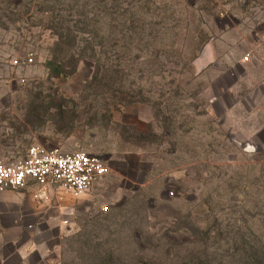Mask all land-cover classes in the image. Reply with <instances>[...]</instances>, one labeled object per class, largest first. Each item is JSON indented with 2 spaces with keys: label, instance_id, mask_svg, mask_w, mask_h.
Returning <instances> with one entry per match:
<instances>
[{
  "label": "rangeland",
  "instance_id": "obj_1",
  "mask_svg": "<svg viewBox=\"0 0 264 264\" xmlns=\"http://www.w3.org/2000/svg\"><path fill=\"white\" fill-rule=\"evenodd\" d=\"M34 146L109 173L0 197L6 264H264V0H0V161Z\"/></svg>",
  "mask_w": 264,
  "mask_h": 264
},
{
  "label": "built area",
  "instance_id": "obj_2",
  "mask_svg": "<svg viewBox=\"0 0 264 264\" xmlns=\"http://www.w3.org/2000/svg\"><path fill=\"white\" fill-rule=\"evenodd\" d=\"M249 56L244 61H249ZM32 55L26 64H32ZM19 65L18 61L14 62ZM109 173L106 162L83 152L63 153L59 149L47 150L40 146L28 149L15 163L0 161V195L23 192L33 186L46 190L59 186L73 198L79 199L99 184Z\"/></svg>",
  "mask_w": 264,
  "mask_h": 264
},
{
  "label": "crops",
  "instance_id": "obj_3",
  "mask_svg": "<svg viewBox=\"0 0 264 264\" xmlns=\"http://www.w3.org/2000/svg\"><path fill=\"white\" fill-rule=\"evenodd\" d=\"M28 190L36 191V189L34 187H31ZM13 195H14L13 192L12 191H9V192H6L5 194L0 195V197L7 199V198H10ZM6 261H7V259L5 257L0 258V264L1 263L2 264L3 263L6 264Z\"/></svg>",
  "mask_w": 264,
  "mask_h": 264
}]
</instances>
